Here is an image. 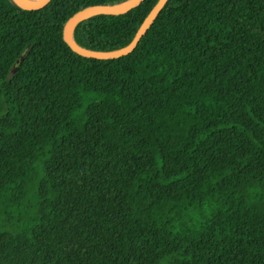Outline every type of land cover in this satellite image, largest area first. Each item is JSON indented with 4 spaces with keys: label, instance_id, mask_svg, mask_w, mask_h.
<instances>
[{
    "label": "trees",
    "instance_id": "1",
    "mask_svg": "<svg viewBox=\"0 0 264 264\" xmlns=\"http://www.w3.org/2000/svg\"><path fill=\"white\" fill-rule=\"evenodd\" d=\"M126 1L0 0V264H264V0H169L120 58L64 40ZM158 1L74 39L124 47Z\"/></svg>",
    "mask_w": 264,
    "mask_h": 264
},
{
    "label": "water",
    "instance_id": "2",
    "mask_svg": "<svg viewBox=\"0 0 264 264\" xmlns=\"http://www.w3.org/2000/svg\"><path fill=\"white\" fill-rule=\"evenodd\" d=\"M23 9L28 11L41 10L51 4L54 0H43L41 2H35V0H15ZM146 0H128L122 4L115 6H88L84 7L73 14H71L63 27V37L66 43L72 48L76 53L91 58L98 59H115L120 58L132 53L136 47L139 45L142 38L147 34L148 30L154 24L158 18L160 12L167 4L169 0H159L152 10L149 12L143 23L141 24L134 39L126 46L114 49V50H103L94 51L81 47L78 45L74 39V29L79 22L89 17L95 15H108L116 16L125 14L131 11L133 8L141 5ZM20 65V61L16 64V67Z\"/></svg>",
    "mask_w": 264,
    "mask_h": 264
},
{
    "label": "bare ground",
    "instance_id": "3",
    "mask_svg": "<svg viewBox=\"0 0 264 264\" xmlns=\"http://www.w3.org/2000/svg\"><path fill=\"white\" fill-rule=\"evenodd\" d=\"M41 1H43V0H35V2H41Z\"/></svg>",
    "mask_w": 264,
    "mask_h": 264
}]
</instances>
